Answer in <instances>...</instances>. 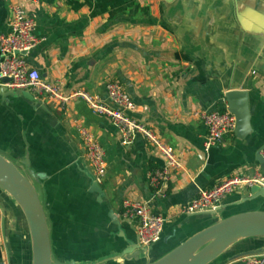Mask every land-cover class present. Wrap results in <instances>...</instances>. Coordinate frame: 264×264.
<instances>
[{
	"label": "crops",
	"instance_id": "obj_1",
	"mask_svg": "<svg viewBox=\"0 0 264 264\" xmlns=\"http://www.w3.org/2000/svg\"><path fill=\"white\" fill-rule=\"evenodd\" d=\"M20 1L26 0H0V35L9 31L10 8ZM26 7L40 39L29 64L46 81H63L67 93L82 89L107 99V84L122 83L136 103L132 116L172 146L183 165L155 185L151 177L164 166L159 151L142 135L123 144L119 128L85 101L61 105L30 90L0 93V154L17 164L29 158L39 175L54 264H150L217 220L264 211V197L248 199L249 185L237 187L214 214L183 211L201 189L264 171L258 159L264 0H40ZM238 89L248 93L250 127L205 153L207 127L199 114L226 110V93ZM77 125L106 151L100 184ZM124 199L146 202L164 216L161 241L140 243ZM223 247L208 264H250L249 254L264 251V237L228 240ZM0 264H33L24 206L1 187Z\"/></svg>",
	"mask_w": 264,
	"mask_h": 264
},
{
	"label": "built area",
	"instance_id": "obj_2",
	"mask_svg": "<svg viewBox=\"0 0 264 264\" xmlns=\"http://www.w3.org/2000/svg\"><path fill=\"white\" fill-rule=\"evenodd\" d=\"M39 3L40 0H26ZM26 1H20L11 6L10 29L0 35V87L12 90H30L38 100H52L61 105L71 101L83 100L96 113L109 118L120 130L123 144L132 143L137 135H142L151 142L164 159L162 169H156L151 177L152 183L158 185L167 181L171 174L182 168V162L175 149L163 141L159 135L146 123L139 121L132 112L136 111V103L120 82L107 84V99L101 95L92 94L82 89L67 93L63 81H46L40 71L28 62V54L39 43L36 35L37 23L28 14ZM8 78V81L4 79ZM207 134L204 141V152H209L214 146L223 142L224 137L233 132L237 126L236 116L228 109H212L202 111ZM77 129L84 141L87 158L94 168L95 179L100 184L106 174V151L95 136L83 125ZM264 158V149L262 152ZM258 184L264 187V171L253 177L231 176L216 185L201 189L185 207V213H201L215 210L237 187ZM126 214L138 222L140 243L149 247L161 241L165 218L155 213L146 202L124 199ZM250 264H264V251L248 256Z\"/></svg>",
	"mask_w": 264,
	"mask_h": 264
},
{
	"label": "water",
	"instance_id": "obj_3",
	"mask_svg": "<svg viewBox=\"0 0 264 264\" xmlns=\"http://www.w3.org/2000/svg\"><path fill=\"white\" fill-rule=\"evenodd\" d=\"M0 93L5 95L15 93V90L1 86ZM226 101L227 109L237 118L235 132L240 133L245 128L248 130L250 112L247 91L242 89L228 91ZM262 150L258 153V159L264 163ZM38 182L39 175L30 167L29 158L22 164H17L0 154V187L24 206L33 235V264H54L50 228L45 207L37 190ZM259 196L264 197V187L258 184L252 185L248 199H255ZM214 213L216 210L204 211L200 214ZM248 237H264V211L242 212L217 220L150 264H208L223 250L226 241ZM217 245L222 246L216 252L202 257L204 251Z\"/></svg>",
	"mask_w": 264,
	"mask_h": 264
},
{
	"label": "bare ground",
	"instance_id": "obj_4",
	"mask_svg": "<svg viewBox=\"0 0 264 264\" xmlns=\"http://www.w3.org/2000/svg\"><path fill=\"white\" fill-rule=\"evenodd\" d=\"M217 247L219 248V246H217ZM213 249H214V248H213ZM208 250H209V249H208ZM214 250H215V249H214ZM209 251H210V250H209ZM215 251H216V250H215ZM205 255H207V254H206V253H205V254L203 253V255H202V256L204 257Z\"/></svg>",
	"mask_w": 264,
	"mask_h": 264
}]
</instances>
